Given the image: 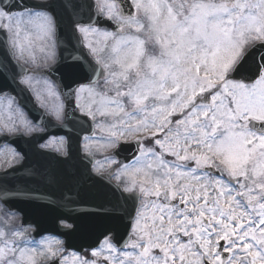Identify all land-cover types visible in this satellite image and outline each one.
<instances>
[{"label":"snow or ice","instance_id":"obj_1","mask_svg":"<svg viewBox=\"0 0 264 264\" xmlns=\"http://www.w3.org/2000/svg\"><path fill=\"white\" fill-rule=\"evenodd\" d=\"M0 36L26 86L12 96L14 81L0 83V138L43 132L25 113L31 89L61 124L68 101L107 132L105 151L135 149L106 158L131 205L123 235L102 233L77 264H264V0H0ZM61 64L81 78L52 79ZM14 216H0V264H66L62 241L35 240Z\"/></svg>","mask_w":264,"mask_h":264},{"label":"water","instance_id":"obj_2","mask_svg":"<svg viewBox=\"0 0 264 264\" xmlns=\"http://www.w3.org/2000/svg\"><path fill=\"white\" fill-rule=\"evenodd\" d=\"M2 38L0 36V40ZM62 70L66 74L65 78H63V74L61 76L65 85H71L73 80L82 76V74H69L65 67ZM15 75V68L0 57V83H3L4 77H7L8 81H14L13 84H15V81L19 78V75H16L15 80L12 79V76ZM66 103H68V111L72 114L71 104L68 101ZM76 117L74 124L77 132L68 134L70 138L69 158L58 160L53 155L47 156L39 154L40 152L38 154H27V152H24L29 161L24 164V167L7 172V175H0V200L3 202L4 199H10L12 201L11 206L7 207L23 214L24 225L41 224L37 228L36 237L45 234L57 235L65 239L67 250L82 253L86 249L97 246V241L101 239L102 233L106 231H111L119 239L125 231L126 210L130 209L131 205L130 202L126 203L121 198L120 191L107 180L106 176L98 177L92 173L94 162L86 161L88 159L81 155L79 146L84 134H93L90 127L91 122L88 123L87 131H79L81 129L78 123L80 121L78 119L79 115L76 114ZM70 119L69 117L66 125L60 128L70 127ZM56 134L61 135L63 133L60 131ZM16 146L20 151H23L21 146ZM127 147H130V145H121L116 152V156L126 162L129 158L125 157L123 153L124 148ZM127 149L134 150L133 147ZM34 158L38 162H35ZM40 161L48 163L49 167L41 169V171L50 170L52 172L49 177L50 183L45 185L37 179L31 178V183H33L31 185L27 183L23 172L28 166H38ZM31 194L34 198L36 195L48 196L49 198L43 204L34 201V199L33 201L30 200L29 196ZM75 197L77 198L76 203L74 201ZM34 204L38 206V213L40 216L42 215V218H39L32 210L31 206ZM63 220L73 224L74 228L72 230L59 228L58 223Z\"/></svg>","mask_w":264,"mask_h":264},{"label":"rangeland","instance_id":"obj_3","mask_svg":"<svg viewBox=\"0 0 264 264\" xmlns=\"http://www.w3.org/2000/svg\"><path fill=\"white\" fill-rule=\"evenodd\" d=\"M89 39L95 41V40H100L101 38L96 37V36H92V37H89ZM3 103L4 104L0 103V118L4 117V115H8L6 101H4ZM6 118H5V120H6ZM106 136H107V132H101L97 128L96 136L94 137V139H92L90 141V143L92 144V150H93L92 157H95L97 159V164L94 167V171L96 173H99V174H105V173L111 172L112 170H115V168L117 166L116 164H110L108 159H106V158H111V159L115 160L111 156L112 150L105 151L103 147H101L99 144L96 143V141H99L102 137H106ZM17 161H18L17 155L14 154L12 150L6 149L0 155V167H6L8 165H12L13 163H15ZM112 180L115 183H117L115 178H112ZM8 212L9 211L4 210L0 204V216H4V214L8 213ZM8 218L9 217L5 216V219H8ZM17 221H20V219L18 217L14 216V219L12 220L13 225H17V223H18ZM33 232L34 231L31 228H29L28 235L30 237H33L32 236ZM45 239L53 241V247H60V245L56 244L55 241H61V240L56 239L54 237H46ZM62 247H63V245H62ZM90 253L87 255V257L89 259H92L93 257H91ZM61 255L63 256V258H65L66 264H77V257L83 258L86 256V254L79 256L77 254L66 253L65 251H63ZM40 264H47V262L43 258H40Z\"/></svg>","mask_w":264,"mask_h":264},{"label":"flooded vegetation","instance_id":"obj_4","mask_svg":"<svg viewBox=\"0 0 264 264\" xmlns=\"http://www.w3.org/2000/svg\"><path fill=\"white\" fill-rule=\"evenodd\" d=\"M33 54H34L35 57L37 58V61H38V62H40V61L43 60L44 53L40 52L38 48L34 49ZM48 63H49V64H52L53 62H52V61H48ZM26 67H30V65H26ZM53 67H55V65H53ZM55 78L59 79V78H60V75H58V76L55 77ZM33 88L42 91V90H43V85H42V84H36L35 82H33ZM29 90H30V92L32 93V90H31V89H29ZM32 95H33V94H32ZM37 129H39V128H37ZM39 133H42V132L30 133V134H29V133H25V135H26L27 137H29V136H32V135H34V134H39ZM54 142H55V140H54L53 138H50V139L46 142V144H54ZM55 144H57V143L55 142ZM63 144H64V143H63Z\"/></svg>","mask_w":264,"mask_h":264}]
</instances>
